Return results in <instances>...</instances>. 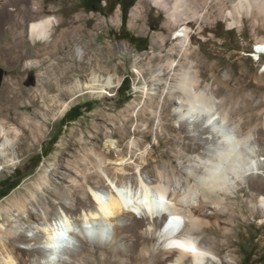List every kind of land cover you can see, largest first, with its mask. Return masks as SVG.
<instances>
[{
  "label": "rangeland",
  "instance_id": "374dc122",
  "mask_svg": "<svg viewBox=\"0 0 264 264\" xmlns=\"http://www.w3.org/2000/svg\"><path fill=\"white\" fill-rule=\"evenodd\" d=\"M139 2L142 6L134 18L132 10ZM210 5L211 19L194 23L198 33L183 48L175 39L174 27H168L164 10L152 0H132L126 7L120 0H100L96 9L85 0H0V124L19 131L9 155L16 164L0 166V209L44 173L72 188L71 178L81 181L77 160L102 153L108 137L118 140L129 165L119 178L128 184L124 199L144 201L145 183L155 201L159 196L154 184L162 183L179 195L192 186L188 197L196 200L201 182L193 174H206L195 167L196 156L218 162L219 144L214 140L210 148L194 150V125L191 132L185 131V119L176 110V100L185 95L182 84H192L196 91L213 97L220 114L226 116L221 133L249 136V144L264 157V54L255 55L256 43L264 40V11L254 5L233 16H219L217 3ZM226 8L232 10L229 3ZM47 17L54 18L50 37L32 39L28 24ZM93 76L112 78L111 95L82 89ZM125 79L128 83L120 89ZM65 104L68 107L60 112ZM76 105L81 106V114L72 119L79 113L76 110L65 118ZM56 170L64 173L62 177ZM236 184L227 182L224 190L214 192L196 237L220 257L222 262L214 264H264V208L259 200L264 177L251 174ZM102 189L109 198V188ZM44 193L58 201L51 192ZM74 197L78 199L77 194ZM216 198L219 208L213 205ZM136 211L132 218L121 214L119 228L105 224L101 234L97 229L105 226L99 224L86 233L88 241L81 239L72 251L62 248V252L77 264H113L122 257L126 264H139L133 254L144 246L166 258L171 254L167 244L152 234L161 224L159 210L148 212L145 222H141L144 210ZM133 220L140 224L132 225ZM11 221L6 228L13 231L16 218ZM84 245L87 250L77 261L73 254ZM54 261L48 264H57Z\"/></svg>",
  "mask_w": 264,
  "mask_h": 264
},
{
  "label": "bare ground",
  "instance_id": "6f19581e",
  "mask_svg": "<svg viewBox=\"0 0 264 264\" xmlns=\"http://www.w3.org/2000/svg\"><path fill=\"white\" fill-rule=\"evenodd\" d=\"M152 1L164 10L167 17L166 23L168 27H174L175 39L182 43L183 48L191 45L192 34L198 33L199 29H195L194 23L200 24L211 19L209 12L211 3H217L219 16L226 13L233 16L234 12L251 8L254 5L264 11V0ZM228 3L232 6V10H227ZM141 6L142 3L139 2L133 8L132 16L134 18L139 15L138 9ZM53 20V17H47L28 24L29 36L48 39L52 34ZM64 34L63 32L62 35L64 36ZM256 52L257 58L260 57L261 53L264 54V40L256 43ZM135 71L141 76L140 70L135 69ZM121 82L122 78L117 81V85H120ZM191 85L182 84L185 88H183L185 95L176 100L177 113L185 119L182 128L191 132L190 125H194V130L191 132L194 150L199 147L204 148L206 145L209 146V143L214 140L219 144L217 148L218 162H213L210 158L203 161L199 158L200 156H196L198 164L195 167L202 168L207 174V176L206 174L202 176L190 172L201 182V185H198L201 195L195 197L196 200L188 197V193L192 194V186L187 188V193L179 195L176 191L169 189L170 187L164 186L162 183H155L154 187H156L159 197L154 201L150 194V186L148 187L142 182L144 201L134 200L132 202L129 198H127L129 200L124 199L122 193H129L126 186L128 184L124 185L119 178L126 175L129 165L118 140L108 137L104 141L102 153L96 151L93 157L86 156L77 160V166L81 167L79 170L81 181L78 178H71L72 188L63 187L51 174L44 173L38 182L30 185L25 191L16 193L9 203L1 207L0 220L6 222L0 221V264H41L42 261L49 263L54 260L57 264L60 262L77 264L75 261L68 260L64 254H66L65 251L77 247L78 241L81 239L88 241L87 232H93L99 224L105 226L100 228L103 229L100 231L101 234L106 225L112 224L119 228L121 226L118 221L120 215L123 214L132 218L133 215H136L137 209L144 210L145 213L141 222H145L149 213L154 214L155 208L159 210L157 217L161 215V224L157 232L152 234L156 233L159 239L164 240L171 254L166 258L154 255L144 246L138 254H133L134 259L139 264H214L222 262L210 246L202 244L196 237L199 221L201 217L205 216L204 208L208 202L211 203L209 199L213 198L214 192L219 191V189L224 190V185L227 182L231 183L233 187H237L238 181H243L251 174H262L264 177V162H262L264 157L256 153L254 146L249 144V136L243 137L233 131L222 134L221 127L226 122V116L220 114L216 108V101L211 100L213 97L210 99L203 91H196ZM113 86L115 84L110 76L105 78L93 76L91 81L82 84V89L84 88L86 92L93 94L111 95L109 88ZM82 89L79 87L77 94L81 95ZM67 105L65 104L60 112L65 111ZM124 131L126 135V126ZM18 134V130L0 124V166L2 169L16 164L15 157L9 155L12 153L11 150L16 143ZM203 134L206 135L203 136ZM2 139L4 140L1 141ZM114 153H116L115 157L113 156ZM62 166L64 165H61L60 168ZM56 172H58L59 177H62L60 174H64L58 170ZM102 172L106 174L109 181L107 185H104L102 181ZM119 181L120 184H118ZM103 187L109 188V198L105 197ZM47 191L51 192L58 201L45 195L44 192ZM76 194L78 195L77 200L73 199ZM219 200L216 198L213 202L217 208L220 206ZM259 200L260 205L264 208V194L260 195ZM182 214H185L186 217ZM12 216L16 218L17 222L13 231L6 228V223L9 225L12 223ZM176 216L181 218L178 228L175 227L173 221V217ZM139 224V221H132L134 226ZM61 232L66 234L67 239L59 235ZM145 238L148 240L150 235H145ZM113 239L116 238L113 236ZM73 240L75 244L68 247L67 245L71 244ZM171 241H179L185 244L190 242L196 246L197 253L193 254L186 249L169 247ZM62 248L65 251L62 252ZM86 250L84 245L83 250L73 254V257L79 261ZM15 253L26 254L27 257L25 260L18 259L14 256ZM32 255L36 258H31ZM113 264H126V257L115 259Z\"/></svg>",
  "mask_w": 264,
  "mask_h": 264
},
{
  "label": "snow or ice",
  "instance_id": "6c2138e0",
  "mask_svg": "<svg viewBox=\"0 0 264 264\" xmlns=\"http://www.w3.org/2000/svg\"><path fill=\"white\" fill-rule=\"evenodd\" d=\"M173 221L175 222V227L178 228L180 223H181V218L176 216V217H173ZM97 231H103V229H97ZM59 235L65 239H67V236L64 232H61L59 233ZM169 247H176V248H182V249H186L187 251L193 253V254H196L197 253V248L194 244L192 243H188V244H185V243H182V242H179V241H171L168 245Z\"/></svg>",
  "mask_w": 264,
  "mask_h": 264
},
{
  "label": "trees",
  "instance_id": "16d2710c",
  "mask_svg": "<svg viewBox=\"0 0 264 264\" xmlns=\"http://www.w3.org/2000/svg\"><path fill=\"white\" fill-rule=\"evenodd\" d=\"M130 6V5H129ZM125 37V36H124ZM128 83V79H125L124 81H123V83H122V85L120 86V89H122L124 86H125V84H127ZM80 108H81V106H79V105H76V106H74V107H72L71 109H70V111H68V113L65 115V118L71 113V112H74V111H79V113H76L73 117H72V119H75V118H77L81 113H80ZM4 195H6V194H3L2 196H4Z\"/></svg>",
  "mask_w": 264,
  "mask_h": 264
},
{
  "label": "flooded vegetation",
  "instance_id": "af4514ba",
  "mask_svg": "<svg viewBox=\"0 0 264 264\" xmlns=\"http://www.w3.org/2000/svg\"><path fill=\"white\" fill-rule=\"evenodd\" d=\"M121 4L126 7L132 0H120ZM85 3H89L94 9H96L97 5L100 3V0H85ZM123 33H119L122 35ZM126 38V37H125Z\"/></svg>",
  "mask_w": 264,
  "mask_h": 264
},
{
  "label": "clouds",
  "instance_id": "9594fccd",
  "mask_svg": "<svg viewBox=\"0 0 264 264\" xmlns=\"http://www.w3.org/2000/svg\"><path fill=\"white\" fill-rule=\"evenodd\" d=\"M74 244H75V241L73 240V241L71 242V244H68L67 246H68V247H72ZM41 264H48V262H47V261H42Z\"/></svg>",
  "mask_w": 264,
  "mask_h": 264
}]
</instances>
